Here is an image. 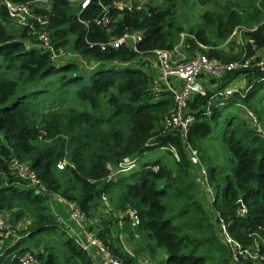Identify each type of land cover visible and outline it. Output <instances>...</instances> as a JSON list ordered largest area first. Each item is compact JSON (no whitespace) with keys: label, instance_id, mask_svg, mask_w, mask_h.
Returning <instances> with one entry per match:
<instances>
[{"label":"trees","instance_id":"trees-1","mask_svg":"<svg viewBox=\"0 0 264 264\" xmlns=\"http://www.w3.org/2000/svg\"><path fill=\"white\" fill-rule=\"evenodd\" d=\"M127 1L91 0L81 7L78 0H50L48 8L34 7L48 16L47 24L33 25L47 32L49 49L39 46L31 28L13 24L0 0V210L7 219L0 264H22L25 252L30 264H97L52 210L50 194L74 203L122 264H141L138 256L153 261L161 247L166 256L157 264H264V258L242 256L234 262L219 228L224 222L241 249L257 241L264 256V0H198L216 7L185 33L188 57L202 51L223 63H249L222 72L205 94L191 95L187 109L194 120L185 137L178 127L164 128L173 94L154 88L159 79L147 66L154 49H172L180 40L177 0L117 4ZM103 15L106 25L98 22ZM244 24L236 53L202 48ZM131 31L142 33L136 51L125 44L101 47ZM67 49L78 58L60 56ZM239 76L244 87L219 94ZM222 103L240 111L227 114L217 132ZM160 148L164 155L115 171L125 158ZM12 158L28 163L36 183L10 169ZM104 197L111 206L106 215ZM119 221L129 249L115 234Z\"/></svg>","mask_w":264,"mask_h":264},{"label":"built area","instance_id":"built-area-1","mask_svg":"<svg viewBox=\"0 0 264 264\" xmlns=\"http://www.w3.org/2000/svg\"><path fill=\"white\" fill-rule=\"evenodd\" d=\"M8 10V14L12 19L13 24L28 26L31 28V35L37 39L39 46L43 48L52 49L50 41L48 39L47 32L38 31L34 29L33 22L36 21L41 25H45L48 22V16L36 14L34 12V7L48 8L50 0H30L26 2H14L12 0H2ZM91 0H78L76 3L81 7H85ZM132 0L127 2H118V6L122 7L127 5ZM142 4L138 3L137 7ZM98 22L106 25L108 23V18L103 15ZM185 33L182 32L180 35V40L172 49H154L151 55L148 57L153 58L159 67V72H161V82L164 89H169L173 94L174 105L170 109V112L164 116L163 123L164 128L168 127H178L183 137L187 135L188 127L194 120V115L187 109V101L194 93L205 94V88L203 86L204 79L209 76H214L217 74H222L225 70L236 68L238 66H246L249 63V59H246L243 63H238V61H232L228 63H223L221 60L216 58H209L207 55L202 53H197L191 57H188L186 52L183 50V39ZM142 39L141 31H131L126 32L119 37H114L106 42H102L101 47L104 48L105 45L118 46L120 44H125L130 46L133 50H137V44ZM54 54V53H53ZM174 78L175 81H172ZM178 83V84H177ZM175 86H179L176 88ZM175 87V88H174ZM154 88L158 89V84L154 85ZM240 90V87L235 85H226L219 94L223 96H230L233 92ZM248 114L254 122L256 118L252 112L248 111ZM258 129L261 130L258 125ZM264 137V131H262ZM190 157L194 163H198V158L196 156V151L191 150ZM65 160L59 161L57 167L62 168L65 164ZM136 160L125 158L119 169L115 171L129 170L135 166ZM9 167L15 173L22 177L29 179L31 182L36 183V177L33 171L29 168L26 161L20 160L18 158H12L9 161ZM201 178L205 184L208 191L212 194L211 187L208 184L206 178L205 169L201 168ZM42 189H44L42 187ZM39 190V189H38ZM73 216L78 219V221L86 224L85 214L77 208L74 203H71ZM131 216L137 221L134 212H131ZM7 227L6 215L0 210V233L4 228ZM220 236L224 242L228 245L231 252V256L234 262H239V257H249L252 260L263 259L264 256L260 252V247L257 241L253 247H247L241 249L238 243L230 236L228 232L227 225L220 221ZM87 244H81L88 250L90 246L98 245L104 251L106 259L112 264H122L117 259L113 258L108 251L104 248L102 242L96 236V234L90 230L86 229ZM22 264H30L33 260L32 255L29 252H25L22 257ZM142 264H156L152 260L144 261Z\"/></svg>","mask_w":264,"mask_h":264},{"label":"rangeland","instance_id":"rangeland-1","mask_svg":"<svg viewBox=\"0 0 264 264\" xmlns=\"http://www.w3.org/2000/svg\"><path fill=\"white\" fill-rule=\"evenodd\" d=\"M160 0H139L138 3L140 4H156L159 3ZM237 9H241V5H238V3H235ZM216 7V3L212 2V3H201L198 0H177V4H176V11H177V15H178V20L179 22L183 25L184 27V33H188V29L190 27H194L196 25H199V23L203 22V13L207 10V9H213ZM240 11V10H239ZM247 15V14H246ZM13 23V22H12ZM11 25V24H10ZM13 26V25H11ZM244 27H239L236 30L233 31V33L225 40V41H216L215 44L212 45H204L202 44V48L203 49H208L210 47H214V48H219V49H224L225 51H231L233 50L234 53H236L238 51V43H240L241 41H239L240 37H241V33L243 30L247 29L248 26H246L245 24L243 25ZM244 28V29H243ZM204 54L202 51L199 52ZM260 54H262V56H264V52H260ZM60 56H63L65 58H78L77 54L74 53L73 51H71L70 49L66 50L65 52L61 53ZM147 66L150 69V72L153 71L156 74V78L159 79L158 80V89L163 90V86L161 85L160 81H161V77L162 74L161 72H159V67L156 64V62L154 61L153 58H149L148 62H147ZM155 69V71H154ZM222 74H217L214 76H209L207 79L202 80L203 82V86L206 89H210L212 87H215L218 83H219V79L221 77ZM172 81H175L174 78H171ZM178 84V83H177ZM245 84V78L243 76H239L237 78H235L231 83H229V85H235L238 87H244ZM176 88H179V86H175ZM174 87V88H175ZM173 91V90H171ZM222 91V89H221ZM220 109L222 110L219 121H218V126H216V130L217 132H219L222 128V122H223V118L229 114L230 112H237L240 111L239 107L236 104H226L224 105L223 103L220 104ZM264 123V122H263ZM262 124V123H261ZM262 126H264L262 124ZM164 149L160 148V149H149L146 150L143 155H141L137 160H136V164L135 166L138 168L142 165L143 162L145 161H151L153 159H156L157 157H160L162 155H164ZM59 168V167H58ZM115 172V171H114ZM114 174V173H113ZM203 184V183H202ZM201 184V185H202ZM205 194V189H204V193ZM105 198V197H104ZM106 203H104V208H103V212L106 215L107 211L111 210V206L109 204V201L107 198H105ZM207 203V202H206ZM208 205L210 203H207ZM119 214V213H118ZM134 217V216H133ZM68 224H70L71 226H74V221L72 219H70L69 217L65 216ZM135 220V219H134ZM122 222L119 221L118 224V230L115 234H118L121 242L123 243V245L129 249V239H128V234L125 232V229L122 226ZM90 230H94L93 232L96 234L95 229H90ZM13 232V230H11ZM158 255L155 258V260H153V262H155L156 264L158 263V260H161L162 258H164L166 256V251L163 247H161L158 250ZM148 261V259H143V260H139L140 262L144 261ZM152 260V259H151Z\"/></svg>","mask_w":264,"mask_h":264},{"label":"crops","instance_id":"crops-1","mask_svg":"<svg viewBox=\"0 0 264 264\" xmlns=\"http://www.w3.org/2000/svg\"><path fill=\"white\" fill-rule=\"evenodd\" d=\"M48 204L51 206L52 210L57 214L60 221L68 227L70 232H72L83 244L88 243V239L86 237V229L89 228V224H91V221H87L86 224H83L82 222L78 221L73 216L72 213V206L71 203L66 201L64 198L57 194H50L48 197ZM65 216L69 217L74 221V226H71L68 224ZM91 229V228H89ZM94 231V230H93ZM88 251L93 255L95 258L97 264H112L106 259L104 251L101 249L100 246L94 245L90 246L88 248ZM139 260L147 259L141 256H138ZM142 264V262H140Z\"/></svg>","mask_w":264,"mask_h":264}]
</instances>
